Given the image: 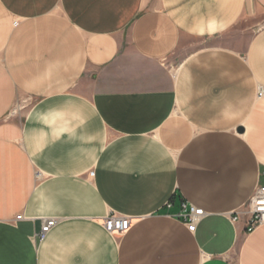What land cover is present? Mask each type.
I'll list each match as a JSON object with an SVG mask.
<instances>
[{"label": "crops", "instance_id": "0c3cea01", "mask_svg": "<svg viewBox=\"0 0 264 264\" xmlns=\"http://www.w3.org/2000/svg\"><path fill=\"white\" fill-rule=\"evenodd\" d=\"M260 87L264 0H0V264H264Z\"/></svg>", "mask_w": 264, "mask_h": 264}, {"label": "built area", "instance_id": "2783aa9c", "mask_svg": "<svg viewBox=\"0 0 264 264\" xmlns=\"http://www.w3.org/2000/svg\"><path fill=\"white\" fill-rule=\"evenodd\" d=\"M264 93L263 88H259L256 97H261ZM182 211L177 216L184 222L186 228L189 231H194L196 224L199 219L204 215V211L200 207H194L193 205H187L185 202L181 203ZM242 213L245 220V231L249 233L252 229L262 226L264 224V185L256 186L253 189L252 194L244 206L239 209L235 216L231 217L232 221L235 222L238 218V214ZM22 214L16 215L15 219H20ZM131 219L129 217L121 216L116 213H111L103 219L104 229L113 235L118 237L122 235L129 227ZM55 219H49L45 221L38 233V238L43 239L46 232L54 225Z\"/></svg>", "mask_w": 264, "mask_h": 264}, {"label": "rangeland", "instance_id": "374dc122", "mask_svg": "<svg viewBox=\"0 0 264 264\" xmlns=\"http://www.w3.org/2000/svg\"><path fill=\"white\" fill-rule=\"evenodd\" d=\"M21 103L23 104V106L28 104L27 100H25L24 102L22 101Z\"/></svg>", "mask_w": 264, "mask_h": 264}, {"label": "water", "instance_id": "95a60500", "mask_svg": "<svg viewBox=\"0 0 264 264\" xmlns=\"http://www.w3.org/2000/svg\"><path fill=\"white\" fill-rule=\"evenodd\" d=\"M239 131H242V129H238Z\"/></svg>", "mask_w": 264, "mask_h": 264}]
</instances>
